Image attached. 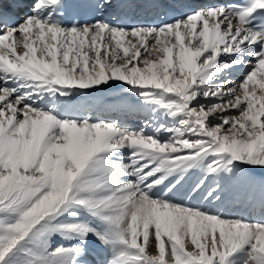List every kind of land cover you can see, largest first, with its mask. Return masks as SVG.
I'll return each mask as SVG.
<instances>
[{
    "label": "snow or ice",
    "instance_id": "snow-or-ice-1",
    "mask_svg": "<svg viewBox=\"0 0 264 264\" xmlns=\"http://www.w3.org/2000/svg\"><path fill=\"white\" fill-rule=\"evenodd\" d=\"M0 264H264V0H0Z\"/></svg>",
    "mask_w": 264,
    "mask_h": 264
},
{
    "label": "rangeland",
    "instance_id": "rangeland-1",
    "mask_svg": "<svg viewBox=\"0 0 264 264\" xmlns=\"http://www.w3.org/2000/svg\"><path fill=\"white\" fill-rule=\"evenodd\" d=\"M259 174V173H258ZM191 183V182H190ZM150 250H153L154 251V249H150Z\"/></svg>",
    "mask_w": 264,
    "mask_h": 264
},
{
    "label": "bare ground",
    "instance_id": "bare-ground-1",
    "mask_svg": "<svg viewBox=\"0 0 264 264\" xmlns=\"http://www.w3.org/2000/svg\"><path fill=\"white\" fill-rule=\"evenodd\" d=\"M191 182V181H190Z\"/></svg>",
    "mask_w": 264,
    "mask_h": 264
}]
</instances>
